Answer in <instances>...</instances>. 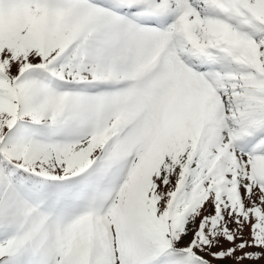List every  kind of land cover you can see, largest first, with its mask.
<instances>
[{"label":"snow or ice","instance_id":"snow-or-ice-1","mask_svg":"<svg viewBox=\"0 0 264 264\" xmlns=\"http://www.w3.org/2000/svg\"><path fill=\"white\" fill-rule=\"evenodd\" d=\"M0 264H264V0H0Z\"/></svg>","mask_w":264,"mask_h":264}]
</instances>
